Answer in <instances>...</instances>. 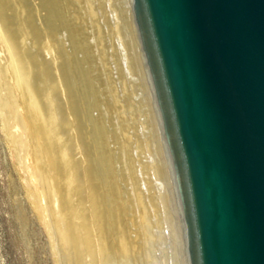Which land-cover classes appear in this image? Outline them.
Returning a JSON list of instances; mask_svg holds the SVG:
<instances>
[{
	"label": "bare ground",
	"instance_id": "6f19581e",
	"mask_svg": "<svg viewBox=\"0 0 264 264\" xmlns=\"http://www.w3.org/2000/svg\"><path fill=\"white\" fill-rule=\"evenodd\" d=\"M129 7L0 0V119L54 264H186Z\"/></svg>",
	"mask_w": 264,
	"mask_h": 264
},
{
	"label": "water",
	"instance_id": "95a60500",
	"mask_svg": "<svg viewBox=\"0 0 264 264\" xmlns=\"http://www.w3.org/2000/svg\"><path fill=\"white\" fill-rule=\"evenodd\" d=\"M186 264H264V0H128Z\"/></svg>",
	"mask_w": 264,
	"mask_h": 264
},
{
	"label": "rangeland",
	"instance_id": "374dc122",
	"mask_svg": "<svg viewBox=\"0 0 264 264\" xmlns=\"http://www.w3.org/2000/svg\"><path fill=\"white\" fill-rule=\"evenodd\" d=\"M2 125L0 119V264H54L50 240L42 231L34 206L28 202ZM19 209H25L30 221L26 235L31 242V254L27 252L22 230L18 228Z\"/></svg>",
	"mask_w": 264,
	"mask_h": 264
}]
</instances>
